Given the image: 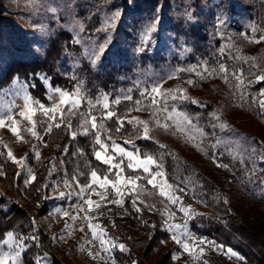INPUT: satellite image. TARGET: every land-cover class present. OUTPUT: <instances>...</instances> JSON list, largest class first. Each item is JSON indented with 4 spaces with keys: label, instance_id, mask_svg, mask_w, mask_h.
<instances>
[{
    "label": "trees",
    "instance_id": "obj_1",
    "mask_svg": "<svg viewBox=\"0 0 264 264\" xmlns=\"http://www.w3.org/2000/svg\"><path fill=\"white\" fill-rule=\"evenodd\" d=\"M260 1L259 4L255 3L256 6H260L261 12L264 11V0ZM191 2L193 10L190 18L192 17L194 21H183L176 18L174 13L170 15L156 13L159 5L163 4V2L159 4V0H132V6L125 5L123 14L117 21L119 24L115 30V39L108 43L96 63L89 62L80 52V48L73 43L70 34L64 31L50 40V45L43 54H37L31 46L32 40L29 39L26 31L17 22L0 13V89L8 86L14 79L23 80L30 92L45 104L48 103L47 92L40 77L47 79L53 88L69 92L79 86L83 94L93 101L103 95H107L110 99L123 97L125 89H130L133 101L122 99L118 106H112L117 115L125 121L124 129L121 128L119 133L115 131L117 125L114 117L106 121V127L111 131L102 136L125 138L134 135L127 122L131 111L136 110L134 101H142L141 112L149 111L151 101L148 95L152 84L149 75L160 74L169 64L167 52L158 43L162 34H165L164 37L175 45H183L185 49L186 47L197 49L191 54V64H195L196 70L200 68L201 62L217 68L220 63L228 59V57L222 58L223 55L220 56L218 50H213L215 47L213 49L208 47L203 35L204 28L201 22L196 20L197 0ZM231 5L227 8L228 11ZM124 15L132 18L131 24L124 20ZM156 15L158 19L154 17ZM80 17L85 21V32L89 38L99 33L101 29L99 15L93 9L90 15L83 14ZM144 19L150 22L157 19L155 25L158 28L163 25L164 32L154 34L143 42L139 28L144 24ZM199 56L201 57L198 59ZM229 61L226 65L231 70L235 65H231ZM243 69L248 70L246 67ZM179 74L185 75L186 72L181 71ZM251 91L254 94L256 87ZM142 93L144 95H141ZM252 94L248 93L241 100L235 94L229 93L224 99L226 103L224 112L214 104H206L202 99L199 101L202 106L200 111L196 110L195 106L186 104L188 111L201 115L200 120L204 124L213 125V131L206 127L207 133L202 143L209 159L213 158L212 165L205 172L170 154L166 147L159 149L157 144L149 139L136 141L141 152L151 150L157 156L159 153L162 156L166 154L164 162L166 172L170 173L171 180L179 178V182H175L177 189L173 192L174 196L179 197V202L170 206L172 212L183 218L178 224L187 222L184 231L191 233L194 238L215 242L214 246L223 245V250L216 252V256L234 264H264V137L242 130L240 136L251 141L252 149L244 151L241 155L234 154L221 144L226 118H231L238 103L254 118L264 122V112L261 111L258 100L254 99ZM79 111L87 114V103L82 105ZM92 112L99 117L101 106L94 107ZM211 112L217 115V119L210 116ZM66 116L63 119L64 124L70 122L72 126L55 128L51 131L46 144L52 148L53 158L44 160L40 166H37L34 181L29 180L24 183L20 175L15 174L14 164L0 157V166H2L0 169L6 173L1 180L8 187V192L0 199V239L8 232L18 231L22 236L32 233L36 239L31 240L27 255L33 258L38 255L43 256L42 261L48 264H61L56 254L58 247L40 223L34 224V221L49 212L48 205L52 201L50 189L55 185L58 186L57 183L61 180V172L54 158L62 157L69 177L76 186L88 183L92 169L103 175L105 167L93 155V148L99 147L94 145L93 134L84 135L79 127L80 116L73 117L70 114ZM219 120L221 121L214 128ZM226 124H229L228 121ZM72 132H76L75 138ZM218 164L227 167H218ZM194 203L198 205L195 206ZM130 205L131 202L128 201L125 206L127 211L122 214L129 212ZM181 207L190 209L187 217L180 211ZM142 214L146 217L131 211L133 222L141 227V232L137 236L130 234L127 225L116 235L105 226L104 230L108 238L114 243L107 264L113 262L114 264H177L173 258L176 249L166 244L171 238V233L164 219L150 212ZM147 219L150 224L146 223ZM120 244L125 246V250L120 249ZM204 246L200 245V247ZM228 248L244 259L230 256L227 253ZM205 261L206 264H213L205 254L198 264Z\"/></svg>",
    "mask_w": 264,
    "mask_h": 264
},
{
    "label": "rangeland",
    "instance_id": "obj_2",
    "mask_svg": "<svg viewBox=\"0 0 264 264\" xmlns=\"http://www.w3.org/2000/svg\"><path fill=\"white\" fill-rule=\"evenodd\" d=\"M191 1L192 0H159V4L163 2L162 5L164 6L162 7V5H159L156 13H166L168 15L174 13L176 18L182 19L183 21H194V19H191L192 17L190 18L191 11L193 10ZM255 2L259 4L261 1L197 0V8L195 9L197 12L196 20L201 22V26L204 28L203 35L208 47L212 49L215 47L213 50H218V54L220 56L223 55L222 58L228 57V59L220 63L217 68L209 67L206 63L201 62L200 68L196 70L195 64H191V54L197 49H193L192 47H186L185 49L183 45H175L170 39L167 40V37H164L165 34H162L158 43L159 46L167 52L169 64L160 74L149 75L152 78L150 93L153 86L160 84L162 86V91L165 92L169 89L176 88L186 90V95L189 99L180 98L181 93L179 92L173 93L176 98H172V96H168L166 99L164 97H157L158 103L153 105L150 102L149 111L141 112L133 110L127 118V120H131L136 117L140 120L148 121L150 129L149 136L151 137L149 140L155 145L157 144L159 149L166 147L170 154L179 157L184 162L195 165L200 171L205 172L213 163V160H211L213 158L209 159L208 155L205 154V149L202 147L203 139L205 140L204 137H206L207 133L206 127L212 129L213 125L207 126L204 124L200 120L201 115L193 114L188 111L186 104H191V106H195L196 110L200 111L202 106L199 103H193V101H200L202 99L206 101V104H214L221 112H224V105L226 104L224 99L229 93L235 94L242 100L248 93L252 94L251 89L254 87H256L255 93L252 94L254 99L256 98L258 103L260 100H264V96H261V93L264 92V80L257 79L258 76L264 75V40H261V37H264V24H262V22H264V11L260 12V6H256ZM230 4H232V13H230L231 9L230 11L227 9ZM125 5L131 7L132 0H0V13L5 14L4 16L17 22L19 26L26 31L29 39L32 40L31 46L37 54H43L49 47L50 40L58 37L61 32L64 31L70 34L73 43L80 48L82 55L87 58L89 62L93 63V61H95L96 63L104 49L108 46V43L115 39V30L119 24L117 21L121 18ZM188 6L190 9H188ZM248 6L250 7L248 8ZM92 9L99 15L101 28L99 33L101 35L98 33L95 34L93 38H89L85 32V21L80 16L83 14L90 15ZM123 17L124 20L131 24L132 18L128 15H124ZM154 17L158 19L157 15ZM157 19L152 22L144 19V24L139 28L141 29V37L138 36L142 38L143 42L149 40L154 34L164 32L163 25L159 26V28L155 25ZM156 31H158V33H156ZM252 40H258L260 42H250ZM216 45H218V47H216ZM202 50L204 53L203 48ZM229 56H231V58ZM200 57L201 56H199L198 59ZM217 58L219 57L217 56ZM229 60L231 61V65H235V68L231 70H229V66L226 65ZM221 65L227 70L226 73L220 71ZM244 67L248 70H244ZM188 68H193L195 70L185 71V75L179 74L181 71H178V69ZM205 68L208 69V72L204 71ZM197 72L203 73L204 78L201 79V77L197 75ZM209 73H211V75H209ZM225 75L228 77L227 83L224 80ZM170 76L173 78L169 79L168 77ZM238 77L240 79H237ZM40 79L47 92V104L39 101V99L30 92L26 82L14 79L8 86L0 89V111H3L5 106L11 104L22 107L25 95L32 97L33 100L39 101L46 106L51 105L52 90L55 88H53L44 77H40ZM188 80L194 81V85L187 84L186 82ZM129 91L130 89H125L123 92L124 95H131ZM150 93L148 95L149 99ZM239 105L241 104L238 103L237 108L233 110L231 118L225 117L229 124L227 125L226 121L223 126L224 135L221 137V144L234 154L241 155L244 151L252 149L251 141L240 136L241 131H251L254 134L257 133L264 137V122L254 118L242 107V105ZM165 108L166 111L162 110ZM259 108L264 112V108L260 106V103ZM153 113H155V115H153ZM169 115H171L172 119H165ZM210 116L217 119V115L213 112L210 113ZM66 117L65 115L64 119ZM14 118L18 121L17 128L19 134L23 141L26 142H18L17 138L8 128H0V152L3 153L0 157H4L7 161L14 164L15 174L17 175V173H20L21 180L26 183L31 180V175L36 174L38 170L37 166H40L44 160L53 158L52 148L46 144L51 134V132L48 133L45 131L49 121L39 111L33 116V120L37 124L35 131L40 136V139H37L27 131V128L31 127V125L26 119H22L19 115H15ZM157 118H159L161 124H168L167 130L157 125ZM220 121L221 120L218 121L214 128L217 127ZM60 122L59 115H57L55 123ZM55 128L56 127L53 125L52 130ZM142 128L143 125H137L134 121L130 124V131L134 133V135L131 134V136H126L125 138L111 137V140L124 146L128 151L138 152L141 156L145 154L151 155L157 161L155 165L151 166L152 174L157 172H162L164 174L162 177L157 178L155 184L159 186L166 180L169 185L173 186L172 189L166 190L174 195L173 192L177 189V184L175 185V182H179V178L171 180L170 173L166 172L164 166L166 154L162 156V154L159 153L157 156L151 150L141 152L139 146L136 144L137 140L145 139L143 138ZM122 129L124 128L122 127ZM107 136L108 135L102 136V139L107 141ZM126 141L127 143H125ZM107 142L111 143V141ZM5 145L6 147H4ZM8 150H11L18 160L26 157V159L23 160V164L18 165L8 160ZM37 152L39 153V158H37ZM54 160L57 163L59 172H61V180L57 183L58 186L55 185V187H51L50 189L52 201L48 205L49 212L46 216L44 215L35 220L34 224L40 223L43 229L50 234L53 243L57 244L56 247H58V250L56 254L61 264H107L110 258V252L114 249V243L108 238L107 232L104 236L105 243H101L100 239H93L92 232L88 228L89 222L94 225H100L102 229L106 226L114 235L123 230L122 228L127 225L130 234L137 236L141 232V227L133 222L131 211L136 212L138 215L141 214L144 217L146 216L142 213H154L171 224H178L183 219L171 211L170 206L172 203L166 196H161L159 194L158 187L147 184V179L151 178L149 173L143 172L142 169H138L135 172L127 169V161H125V165L122 166L125 169L123 175L126 177L129 175L140 176L141 179L137 181L138 187L134 190L131 189V186H128L126 189L122 187V197L117 196L112 189L109 188L107 200L101 201L100 197L93 194L91 189H86L82 195L79 194L83 185L76 186V184L71 181L66 164L61 156H56ZM30 162L36 164L32 165ZM104 166L103 170L105 172L108 166ZM28 169H31V173L28 172ZM0 171L2 170L0 169ZM115 171L116 170H113V174L110 178H115ZM3 176L4 175H0V199L8 192L7 185L1 180ZM22 185L24 184L22 183ZM93 187L97 192L104 191L96 185ZM61 193H64V195L61 196ZM89 196H91L93 201H98L100 203L99 209H97L94 204L93 209L91 211L88 210L84 201ZM116 199H122V205L108 202ZM133 200L136 201L135 205H133ZM128 201L131 202L130 208L128 207L129 212L127 214H122V212L127 211L125 206ZM194 205L196 206L198 203H194ZM137 209H139V211H137ZM65 213H68V215H65ZM79 214L82 215V220L85 223L87 231L91 235L94 244L99 248L103 260L90 251L84 233L80 230L78 225ZM172 214H174V216L169 220V216ZM85 216L91 219L86 220L84 219ZM73 217H75V219H73ZM146 223L150 224L149 219L146 220ZM66 225L68 227H66ZM97 231L99 234V229ZM170 233L172 237L173 233ZM5 234L0 239V242L5 238ZM15 234L17 236H22L18 231H16ZM32 235V233H28L23 236L26 238L24 242L26 250L22 253L19 264H36L38 259L40 262L39 264H48L46 261H42L43 256L38 255L36 258H33L27 255L26 252L30 250V242L33 240L27 239V237H33ZM166 244L176 249L173 256L177 264H198L202 259L198 252L192 255L184 252L182 245L177 244L172 238L168 239ZM198 246L200 247V245ZM204 249L205 255L210 258L211 263L234 264L217 257L216 252H218V250H216L214 245L205 244ZM4 250H7V246H4ZM89 253H92V255ZM32 254H34V252Z\"/></svg>",
    "mask_w": 264,
    "mask_h": 264
},
{
    "label": "snow or ice",
    "instance_id": "obj_3",
    "mask_svg": "<svg viewBox=\"0 0 264 264\" xmlns=\"http://www.w3.org/2000/svg\"><path fill=\"white\" fill-rule=\"evenodd\" d=\"M261 40H264V37H261ZM250 42L259 43L258 40H252ZM95 63V61H93ZM193 68L188 69H178V71H194ZM205 72H208V69H204ZM220 71L226 73V69L223 65L220 66ZM197 75L204 78L203 73L197 72ZM211 75V73H209ZM169 79L173 77H168ZM237 79H240L239 77ZM258 80H264V75L258 76ZM224 80L227 83L228 77L227 75L224 76ZM242 82V81H241ZM189 85H194V81L188 80L186 82ZM179 92L181 93L180 98L182 99H189L186 95V90L181 88L176 89H169L166 92L162 91V86L157 84L152 87L150 93V100L151 104L156 105L158 103L157 97H164L165 99L168 96H172V98H176L173 93ZM141 95H144L143 93ZM261 96H264V92L261 93ZM123 100L126 101H133V97L131 95H125L123 97H116L115 99H110L107 95H103L102 97L97 98L95 101L88 99L82 92V89L77 86L74 91H66L60 88H55L52 90V103L49 106H46L39 101H35L32 97L25 95L24 96V103L22 107H18L14 104L5 106L3 111H0V128H8V130L17 138L18 142H26L23 141L22 137L19 134V130L17 128L18 121L14 118L15 115H19L22 119H26L31 127L27 128V131L31 133L34 138L40 139L39 134L35 131L37 124L33 120V116L39 111L41 112L49 121L47 128L45 129L46 132L50 133L52 131L53 125L56 128H71V123L64 124L63 119L66 114H70L73 117L80 116L81 123L79 127L83 130L84 135H89V133L93 134L94 137V145L99 146L98 148H93V155L97 161H100L102 164L107 165L108 169L101 175L96 169H92L89 173V181L87 184L83 185L80 189L79 194H83L86 189H91L92 193L99 196L101 201L107 200L108 189L111 188L112 191L119 197L123 196V188H128L131 186V189L134 190L138 187L137 181L141 179L140 176H125L123 175L125 169L122 167L126 163L127 169L132 170L135 172L138 169H142L143 172L149 173L150 177L147 179V184L152 185L153 187L159 188V194L161 196H166L168 200L172 204H176L179 202V197H176L169 193L166 189H172V185H169L166 180L162 182L161 185L157 186L155 181L158 177H162L164 174L162 172H157L152 174L151 166L155 165L157 161L151 155H143L141 156L138 152L128 151L124 146L117 144L115 141L111 140V136H107V141H111L108 143L105 139H102V135L104 133L110 132L111 129L106 127V121L112 120L115 117L116 128L115 131L117 133L120 132L121 128L124 126L125 121L121 119L117 112L113 109V105H119ZM87 103L88 105V112L87 114L81 113L79 110ZM193 103H199V101H193ZM260 106L264 108V100L259 101ZM141 100H135L134 106L137 111L141 109ZM35 105V107H34ZM101 106V114L99 117L93 114L92 110L96 106ZM66 110V111H65ZM166 111L165 109H162ZM131 111V109H129ZM57 115L61 119V123H55L57 119ZM155 115V113H153ZM165 119H172L171 115L167 116ZM135 121L137 125H143L142 132L143 138L150 139L149 136V126L148 121L140 120L139 118H132L127 122L132 124ZM10 122V123H9ZM156 123L158 126L164 128L165 130L168 129V124L164 123L161 124L159 118L156 119ZM139 131V129H138ZM73 138L76 136V132H72ZM127 143V141L125 142ZM6 147V145L4 146ZM202 150V149H201ZM3 153L0 152V155ZM207 154V153H205ZM37 158H39V153H36ZM7 159L11 160L13 163L22 165L23 160L25 158L16 159L13 155L11 150L7 152ZM218 167H227L226 165H217ZM2 167V166H0ZM114 172V179L110 178V176ZM28 172L31 173V169H28ZM0 175H6V173L0 171ZM20 173H17L19 176ZM35 180V175H31V181ZM94 185L98 186L99 188L103 189V192H97L96 189L93 187ZM64 193H61L63 196ZM109 203H115L117 205H122V199H116L112 201H108ZM84 203L87 205L89 211L93 209V205L97 209L100 208V203L98 201H93L91 196L85 199ZM136 204V201L133 200V205ZM83 210V209H82ZM139 211V209H137ZM180 211L185 214L187 217L190 214V209H186L184 207L180 208ZM68 215V213H65ZM174 214L169 216V220L172 219ZM75 219V217H73ZM84 219L90 220L91 218L85 216ZM168 224V231L172 232V240L175 241L177 244L182 245L184 252L192 255L193 253L198 252L200 257H203L205 254L204 247H199L198 245H205V244H212L214 245L215 242L206 241L203 238H193V236L184 231L187 228V222L184 224H171L168 221H165ZM66 227H68L66 225ZM88 228L92 232L93 239H100L101 243H105L104 236L106 235V231L101 228L100 225H94L91 222L88 223ZM99 229V234L98 230ZM25 237L17 236L13 232H8L5 234V238L2 242H0V264H19L22 258V253L26 250L25 246ZM27 239H36L35 237H27ZM4 246H7V250H4ZM120 249L123 251L125 250V246L123 244L119 245ZM216 250L220 251L223 250V245H216ZM227 253L230 254L232 257H237V259L243 260V257L238 256V254L233 251L231 248L227 249ZM92 255V253H89ZM175 259V257H173ZM36 264H39V259L37 260ZM114 264V262H113ZM202 264H206L202 262Z\"/></svg>",
    "mask_w": 264,
    "mask_h": 264
},
{
    "label": "built area",
    "instance_id": "obj_4",
    "mask_svg": "<svg viewBox=\"0 0 264 264\" xmlns=\"http://www.w3.org/2000/svg\"><path fill=\"white\" fill-rule=\"evenodd\" d=\"M83 218H82V215H78V225H79V228H80V230L84 233V237H85V240H86V242H87V244H88V246H89V249H90V251L93 253V254H95V256H97V257H99V258H101L102 260H103V258H102V256H101V254H100V250H99V248L94 244V242L92 241V238H91V235L89 234V232L87 231V228H86V226H85V223L83 222V220H82Z\"/></svg>",
    "mask_w": 264,
    "mask_h": 264
}]
</instances>
